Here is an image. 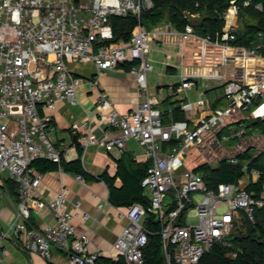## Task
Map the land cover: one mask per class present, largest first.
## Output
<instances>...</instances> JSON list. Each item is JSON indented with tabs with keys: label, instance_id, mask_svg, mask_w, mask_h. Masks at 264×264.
Segmentation results:
<instances>
[{
	"label": "built area",
	"instance_id": "obj_1",
	"mask_svg": "<svg viewBox=\"0 0 264 264\" xmlns=\"http://www.w3.org/2000/svg\"><path fill=\"white\" fill-rule=\"evenodd\" d=\"M250 4L230 0L221 13L224 24L214 34H198L191 23L181 30L170 23L151 29L139 23L129 41L106 43L113 36L110 15H139L152 1L0 0V182L6 177L17 183L15 217L8 231L22 248L47 260L56 248L65 264H98L103 256L102 250L89 249L86 232H77L74 219L86 221L90 216L78 200L69 208V188L63 186L54 197L45 198L39 190L43 172L31 166L36 158L59 163L68 154L69 148L49 135L54 124L45 110L54 109L60 100L77 104L85 78L72 66L88 62L98 73L116 68L120 61L134 62L129 72L142 97L130 111L120 112L98 89L97 80L88 77L90 87L97 89V117L106 127L105 137L99 139L90 130L89 120L79 133L83 150L102 144L122 153L134 139L148 162L141 185L149 203L127 206L123 214L128 223L113 242L125 264H145L144 247L153 232L161 237L164 264H201L214 242L231 245L227 236L242 218L255 220L256 209L264 208V183L260 195L246 185L262 173L250 163L264 152V30H256L246 41L237 34L239 10ZM254 7L262 10L263 5L257 2ZM154 40L177 45L175 52L162 48L161 62L168 65L176 56L180 65L179 81L171 87L185 112L182 119L169 114L164 120L162 100L150 92L147 72L154 70ZM72 128L79 130L75 122ZM191 147L199 149L198 163L188 168L185 154ZM220 160L240 163L243 174L236 182L210 186L197 166ZM75 178L83 180L79 173ZM45 206L56 224L38 228L30 216ZM147 214L160 223L158 230L144 223ZM5 252L0 248V264Z\"/></svg>",
	"mask_w": 264,
	"mask_h": 264
},
{
	"label": "trees",
	"instance_id": "obj_2",
	"mask_svg": "<svg viewBox=\"0 0 264 264\" xmlns=\"http://www.w3.org/2000/svg\"><path fill=\"white\" fill-rule=\"evenodd\" d=\"M150 7H143L139 15L128 11L124 15H110L109 21L112 27L113 36L108 42L129 41L132 30L137 24L146 29L156 25L170 23L177 30H181L187 23L194 26L198 34H214L224 24L221 13L230 0H151ZM243 1V0H240ZM261 2L262 10L254 7V4ZM192 14H195L193 16ZM238 37L246 41L248 37L259 29L264 30V0H251V4L239 10L238 16ZM134 62L120 61L117 67L130 69ZM170 69V66L167 69ZM164 102L168 107L163 109V119L167 120L169 114L173 119H182L185 112L180 108V99L172 100L168 95ZM79 156L72 160L61 158L55 162L46 158H36L31 166L41 172L62 169L65 172L79 173L84 180H103L108 187V201L115 206H129L133 203L147 205L149 195L141 185V180L146 174L147 161L138 160L131 151L125 150L115 159V171L109 173L105 168L101 173L94 175L85 170L80 159L81 146L76 143ZM251 166L262 170L256 181H250L246 185L248 189L256 190V195L262 192L264 183V152L253 158ZM203 175L206 183L210 186L218 182H236L243 174L242 165L231 164L220 160L214 164L202 163L197 166ZM4 183L9 191L18 198L17 183L11 178H5ZM147 227L153 231L160 228L152 214H147L144 219ZM227 239L231 245L226 246L220 242H214L201 257V264H264V208H257L255 220L251 221L242 218L241 222L228 234ZM235 251V256L228 255V252ZM145 264H164L163 248L161 237L157 232L149 234L148 242L144 247ZM99 264H125L122 257L111 258L101 256Z\"/></svg>",
	"mask_w": 264,
	"mask_h": 264
},
{
	"label": "crops",
	"instance_id": "obj_3",
	"mask_svg": "<svg viewBox=\"0 0 264 264\" xmlns=\"http://www.w3.org/2000/svg\"><path fill=\"white\" fill-rule=\"evenodd\" d=\"M160 26L166 27L168 23L160 24ZM165 46L171 48L173 52L178 49L176 44L154 40L151 43V50L155 49L159 53H163L162 48ZM153 60L156 61V59ZM169 62L170 64L165 66L161 62L163 72L160 74H174L180 70L176 56H172ZM168 66H170V69H167ZM72 68L75 73L85 78L77 90V104L72 105L66 100H60L54 109L45 110L53 118L54 129L50 132L51 138L56 144L69 148L68 154L65 157L67 160H72L79 156L76 143H79V133L84 129L83 122L85 120H89L90 130L99 139L105 137L104 130L106 127L104 124L98 122L97 117V89L90 87L87 81L88 77H94L97 80L98 89L103 90L108 95L113 105L120 112L130 111L136 105V100L142 98L137 96L134 76L123 67H116L103 73H98L94 64L88 62L81 65H73ZM159 88L160 86H157V89ZM164 99H162V103H165ZM166 107L168 106L165 103ZM74 122L79 126L77 132L72 128V123ZM114 133V131H110L109 135ZM136 144L137 142L134 139H129L126 150L131 151L138 160H143V158L141 159L137 156ZM120 155L121 153L115 148L107 150L104 145L95 144L85 150L82 149L80 159L83 167L90 174L97 175L105 168L108 169L109 173L113 174L115 171V159ZM5 178L0 182V248L6 249L4 264H51L52 261L65 264L63 254L58 249L53 248L52 260H47L36 253L28 252L22 248L9 233L8 226L15 217L17 198L6 187L4 183ZM63 186L69 188V208L73 209L74 201L78 200L81 209L86 211L90 216L86 221L80 218L74 219L77 232L87 233L89 237V249L91 251L102 250L103 256L106 257L114 259L121 257L113 246V242L117 234L128 223L127 217L123 214L127 206H115L108 201V187L103 180L87 181L83 179L82 181H78L75 178V173L65 172L62 169L43 172L39 190L45 198L54 197ZM99 203H103L101 209L98 208ZM30 222L34 226L42 228L45 225H55L56 219L52 211L45 206L38 212L31 213ZM7 231L8 234L3 237L2 233Z\"/></svg>",
	"mask_w": 264,
	"mask_h": 264
},
{
	"label": "rangeland",
	"instance_id": "obj_4",
	"mask_svg": "<svg viewBox=\"0 0 264 264\" xmlns=\"http://www.w3.org/2000/svg\"><path fill=\"white\" fill-rule=\"evenodd\" d=\"M152 49V48H151ZM163 49H167L169 51H172L171 48H167L166 46L163 47ZM152 55V56H151ZM150 57L154 66L153 71L147 72V78H148V84L150 87L151 93L155 94L160 100L164 99L168 95H170V98L172 100L179 99V96L174 93L173 88L171 85L177 83L179 81V71L175 72L174 74H168L165 73V75L160 74L163 72L161 60L164 57L163 53H159L158 50H151ZM154 57V58H153ZM153 59H156L153 60ZM157 86H160L159 89H157ZM161 109L165 108V103L159 104ZM51 135V133H49ZM137 147V156L138 158H143L142 151L143 148L136 144ZM199 154V149L197 147H191L186 150L185 154V166L188 168H193L197 165L196 156Z\"/></svg>",
	"mask_w": 264,
	"mask_h": 264
},
{
	"label": "water",
	"instance_id": "obj_5",
	"mask_svg": "<svg viewBox=\"0 0 264 264\" xmlns=\"http://www.w3.org/2000/svg\"><path fill=\"white\" fill-rule=\"evenodd\" d=\"M175 224H178V220L175 221Z\"/></svg>",
	"mask_w": 264,
	"mask_h": 264
}]
</instances>
